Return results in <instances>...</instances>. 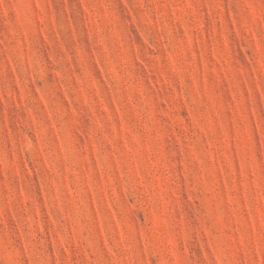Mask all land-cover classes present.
<instances>
[{
    "label": "rangeland",
    "instance_id": "obj_1",
    "mask_svg": "<svg viewBox=\"0 0 264 264\" xmlns=\"http://www.w3.org/2000/svg\"><path fill=\"white\" fill-rule=\"evenodd\" d=\"M0 264H264V0H0Z\"/></svg>",
    "mask_w": 264,
    "mask_h": 264
}]
</instances>
